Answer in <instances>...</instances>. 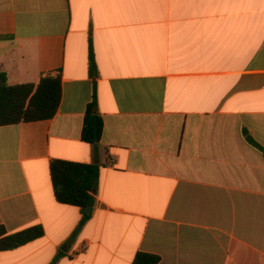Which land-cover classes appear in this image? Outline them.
<instances>
[{"label":"crops","instance_id":"crops-1","mask_svg":"<svg viewBox=\"0 0 264 264\" xmlns=\"http://www.w3.org/2000/svg\"><path fill=\"white\" fill-rule=\"evenodd\" d=\"M0 38L7 85L62 86L53 118L0 127V225L44 229L0 264H264V0H0ZM54 160L100 168L76 235Z\"/></svg>","mask_w":264,"mask_h":264},{"label":"trees","instance_id":"trees-1","mask_svg":"<svg viewBox=\"0 0 264 264\" xmlns=\"http://www.w3.org/2000/svg\"><path fill=\"white\" fill-rule=\"evenodd\" d=\"M90 71L93 76L97 74L92 51ZM61 97L60 72L44 74L37 85L15 86L7 85L6 75L0 74V127L21 122L49 120L56 115ZM102 134L103 119L97 111V99L94 95L85 113L82 140L93 146L94 151L97 152ZM244 135L249 144L264 154V148L246 130ZM99 170L98 164H82L63 160H54L50 164V175L56 200L61 204L78 207L82 211L83 217L75 235L91 218V213L87 214L85 211L89 206H94L95 199L92 192L99 179ZM43 236L42 226H33L8 234L5 227L0 225V251L15 250ZM63 255L65 252L60 251L50 264H57ZM159 262V256L139 252L132 264H159Z\"/></svg>","mask_w":264,"mask_h":264},{"label":"water","instance_id":"water-1","mask_svg":"<svg viewBox=\"0 0 264 264\" xmlns=\"http://www.w3.org/2000/svg\"><path fill=\"white\" fill-rule=\"evenodd\" d=\"M87 214H90V212H91V206H89L87 209H86V211H85ZM63 250H65V248H63Z\"/></svg>","mask_w":264,"mask_h":264},{"label":"built area","instance_id":"built-area-1","mask_svg":"<svg viewBox=\"0 0 264 264\" xmlns=\"http://www.w3.org/2000/svg\"><path fill=\"white\" fill-rule=\"evenodd\" d=\"M85 250V247L82 249V251H84ZM79 254V253H78ZM77 253H74L73 255H72V257H76L77 255H78Z\"/></svg>","mask_w":264,"mask_h":264}]
</instances>
